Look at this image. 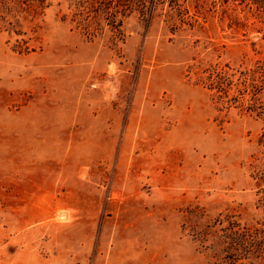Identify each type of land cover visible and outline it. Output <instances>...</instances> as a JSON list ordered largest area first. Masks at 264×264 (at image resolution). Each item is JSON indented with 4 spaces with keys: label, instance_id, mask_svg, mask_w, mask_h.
<instances>
[{
    "label": "rangeland",
    "instance_id": "374dc122",
    "mask_svg": "<svg viewBox=\"0 0 264 264\" xmlns=\"http://www.w3.org/2000/svg\"><path fill=\"white\" fill-rule=\"evenodd\" d=\"M96 1L0 0V264H264L230 248L264 229V90L200 81L263 62V24L155 0L112 41Z\"/></svg>",
    "mask_w": 264,
    "mask_h": 264
},
{
    "label": "trees",
    "instance_id": "16d2710c",
    "mask_svg": "<svg viewBox=\"0 0 264 264\" xmlns=\"http://www.w3.org/2000/svg\"><path fill=\"white\" fill-rule=\"evenodd\" d=\"M155 2V0H103L101 5L104 8V14L108 16L114 32L111 40H117L118 35L121 34L119 14L125 16L138 9L142 16L151 18L152 12L155 10ZM241 3L253 11L258 21L263 24V28H260L259 31L264 32V0H241ZM262 39H264V35ZM200 81L208 89L214 91V95L218 96L222 104H231V102L243 104L245 96L250 94V100L257 102L258 96L264 90V61H258L253 68L241 70L232 68L229 64L221 66L220 63H212L202 69ZM231 91H234L235 95L229 98ZM260 201L264 208V196L260 198ZM231 233H240L233 238L230 246L233 252V261L238 263L240 260L248 259L264 260V229L241 228L235 224L232 226Z\"/></svg>",
    "mask_w": 264,
    "mask_h": 264
}]
</instances>
